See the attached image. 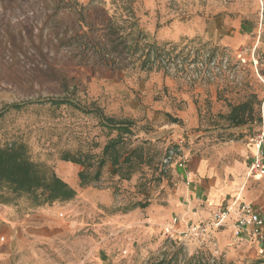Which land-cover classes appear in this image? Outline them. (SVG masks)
Segmentation results:
<instances>
[{
	"label": "rangeland",
	"instance_id": "rangeland-1",
	"mask_svg": "<svg viewBox=\"0 0 264 264\" xmlns=\"http://www.w3.org/2000/svg\"><path fill=\"white\" fill-rule=\"evenodd\" d=\"M109 26L133 55L110 67L89 50L84 63V41L68 38L80 31L101 40ZM149 41L168 43L171 56L159 68L141 69L140 47ZM251 94L259 102L255 119L231 123L232 105ZM103 116L133 122L120 159L144 144V160L133 156L134 172L123 179L107 159L99 180L80 187L77 173L87 167L61 157L91 154L93 174L103 146L117 134ZM262 129L264 0H0V148L23 145L31 161L62 179L68 171L77 177L72 199L39 207L32 196L0 185V213L13 228L0 264H149L165 248L179 247L212 264H264L212 251L218 230L204 241L166 236L170 226L181 231L186 222L209 217L174 216L164 226L150 221L183 181L175 167L162 171L167 150L221 151L251 143ZM20 225L29 229L17 234Z\"/></svg>",
	"mask_w": 264,
	"mask_h": 264
},
{
	"label": "trees",
	"instance_id": "trees-1",
	"mask_svg": "<svg viewBox=\"0 0 264 264\" xmlns=\"http://www.w3.org/2000/svg\"><path fill=\"white\" fill-rule=\"evenodd\" d=\"M245 32L251 30L246 29ZM101 40L96 37L87 35V32H76L68 38V41L80 44L82 41V59L87 62L88 51L97 52L96 58L100 64L105 66L115 67L119 65V58L132 56L133 50L129 51L125 43V38L122 37L119 30L113 26H109L102 34ZM142 39H147V35L141 30L138 31ZM168 43L157 44L155 41H149L142 47L136 42L133 46L134 51L139 47L142 49L141 69L151 70L154 65L159 68L165 58H170L171 51L166 50ZM174 50V49H173ZM130 53V54H129ZM127 55V56H126ZM115 56V57H114ZM178 53L173 56L177 57ZM117 57V58H116ZM117 59V60H116ZM158 63V64H155ZM54 104L64 103L63 100H57ZM259 104L254 94L249 95L244 101L232 105L227 119L235 125L245 124L248 121H253L258 110L255 104ZM105 126L110 130L116 131V137L111 138L102 148V157L97 161V169L91 174L87 169L94 165L91 154H86L83 157H71L64 154L61 157L63 161H69L87 167L86 170H81L77 173L79 186L84 187L92 182L99 180L101 168L105 165L107 159L110 160L119 178L129 179L134 172L133 156L138 159V163L144 160V144L137 145L134 148L127 150L123 156L120 147L124 144L123 135L131 134V120H116L113 117H104ZM124 165L126 168H124ZM5 184L12 193L20 196L28 194L32 196L35 207L51 204L55 201H67L72 199L76 191L62 178L58 177L48 166L31 161L25 154L23 145H10L0 148V185ZM3 201H8L4 198ZM145 207L147 204H139ZM160 258L152 260L149 264H212L209 258L203 253L187 256L182 252L181 248H165L159 253ZM261 261H257L259 263ZM216 264V263H213Z\"/></svg>",
	"mask_w": 264,
	"mask_h": 264
},
{
	"label": "crops",
	"instance_id": "crops-1",
	"mask_svg": "<svg viewBox=\"0 0 264 264\" xmlns=\"http://www.w3.org/2000/svg\"><path fill=\"white\" fill-rule=\"evenodd\" d=\"M211 151L185 155L186 169L191 179L189 184L185 183L182 170L174 168L183 181L176 184L174 193L167 199L166 207L159 210V215L152 217L151 222L161 226L170 225L174 216L185 222L202 220L209 217L212 205L228 204L235 198L251 203L264 216V176L255 178L248 175L255 147L247 143ZM63 179L75 189L77 177L72 171H68V176H63ZM3 220L5 217L0 213V254L7 252L5 246L13 238L6 235L7 231H12V223ZM179 223L181 226L182 222ZM23 228L29 229L20 225L14 232L18 234ZM213 233L214 238L210 243L212 251H223L229 258L239 254L249 259H264V243L236 242L231 233V221Z\"/></svg>",
	"mask_w": 264,
	"mask_h": 264
},
{
	"label": "built area",
	"instance_id": "built-area-1",
	"mask_svg": "<svg viewBox=\"0 0 264 264\" xmlns=\"http://www.w3.org/2000/svg\"><path fill=\"white\" fill-rule=\"evenodd\" d=\"M256 152L248 166V175L260 178L264 176V130L250 138ZM171 167L181 169L186 184L191 182L190 172L186 169V158L179 148L167 150L161 160L162 171ZM231 221V233L236 242L264 243V216L251 203L235 198L228 204L212 205L209 222H186L184 230L178 231L174 226L165 229L167 237H178L180 240L192 239L204 241L211 229L218 230ZM177 223L176 220L173 221Z\"/></svg>",
	"mask_w": 264,
	"mask_h": 264
}]
</instances>
